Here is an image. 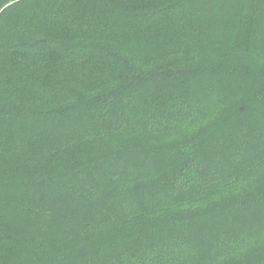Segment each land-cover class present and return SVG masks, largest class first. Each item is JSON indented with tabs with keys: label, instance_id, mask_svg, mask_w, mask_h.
I'll list each match as a JSON object with an SVG mask.
<instances>
[{
	"label": "trees",
	"instance_id": "1",
	"mask_svg": "<svg viewBox=\"0 0 264 264\" xmlns=\"http://www.w3.org/2000/svg\"><path fill=\"white\" fill-rule=\"evenodd\" d=\"M0 264H264V0H0Z\"/></svg>",
	"mask_w": 264,
	"mask_h": 264
}]
</instances>
